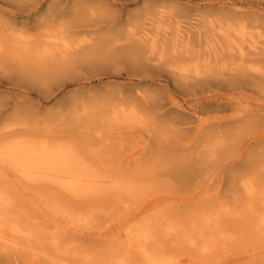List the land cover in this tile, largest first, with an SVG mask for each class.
I'll return each mask as SVG.
<instances>
[{
	"label": "bare ground",
	"instance_id": "bare-ground-1",
	"mask_svg": "<svg viewBox=\"0 0 264 264\" xmlns=\"http://www.w3.org/2000/svg\"><path fill=\"white\" fill-rule=\"evenodd\" d=\"M0 264H264V0H0Z\"/></svg>",
	"mask_w": 264,
	"mask_h": 264
},
{
	"label": "rangeland",
	"instance_id": "rangeland-1",
	"mask_svg": "<svg viewBox=\"0 0 264 264\" xmlns=\"http://www.w3.org/2000/svg\"><path fill=\"white\" fill-rule=\"evenodd\" d=\"M183 11L185 13H189V14L193 13L191 6L185 7L183 9ZM114 79H116L118 81V83H127V82H130L133 79V77L129 76L126 70H123L122 73H121V75H118V76L114 77ZM92 80H93L92 84L95 85V86L96 85L98 86L97 77H93ZM134 82H136V81H134ZM99 88L100 87L98 86L97 89H99ZM52 93L53 92H51L50 94L52 95ZM53 94L54 95H52V97H51L52 98V101L50 103L46 104V106L49 107V108H51V109H53L54 111H58V109L61 106L62 107L65 106L66 102H64V99H63V101L61 102V104H58V91H55ZM33 96L34 97H37L36 95H33Z\"/></svg>",
	"mask_w": 264,
	"mask_h": 264
}]
</instances>
